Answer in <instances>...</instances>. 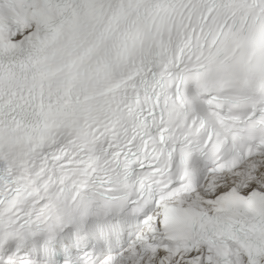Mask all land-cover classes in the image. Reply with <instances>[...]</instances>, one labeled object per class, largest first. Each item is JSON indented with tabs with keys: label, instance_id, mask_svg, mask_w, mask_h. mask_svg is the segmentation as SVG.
<instances>
[{
	"label": "snow or ice",
	"instance_id": "1",
	"mask_svg": "<svg viewBox=\"0 0 264 264\" xmlns=\"http://www.w3.org/2000/svg\"><path fill=\"white\" fill-rule=\"evenodd\" d=\"M0 264H264V0H0Z\"/></svg>",
	"mask_w": 264,
	"mask_h": 264
}]
</instances>
